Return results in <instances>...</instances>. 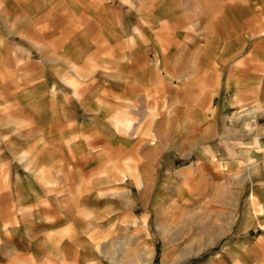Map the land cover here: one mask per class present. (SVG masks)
Segmentation results:
<instances>
[{
    "label": "crops",
    "instance_id": "1",
    "mask_svg": "<svg viewBox=\"0 0 264 264\" xmlns=\"http://www.w3.org/2000/svg\"><path fill=\"white\" fill-rule=\"evenodd\" d=\"M218 5L0 0V264L118 263L111 241L134 211L120 171L158 160L142 135L154 103L160 151H182L185 120L215 137L250 121L264 138V0ZM206 7L204 48L179 49L187 33L168 21L199 29ZM245 221L264 242V189Z\"/></svg>",
    "mask_w": 264,
    "mask_h": 264
},
{
    "label": "rangeland",
    "instance_id": "2",
    "mask_svg": "<svg viewBox=\"0 0 264 264\" xmlns=\"http://www.w3.org/2000/svg\"><path fill=\"white\" fill-rule=\"evenodd\" d=\"M209 1L218 5L225 0ZM222 10L214 9L216 14ZM200 12L205 18L199 29L178 25L176 18L168 21L169 28L182 27L187 33L179 49L202 50L207 43L211 25L206 19L212 9ZM216 40L221 42L220 37ZM165 108V102L149 107L142 134L158 160L150 163L149 170L135 166L120 171L121 180L132 184L134 211L120 218V231L111 241L115 264H258L253 255L258 252L252 251L255 247L261 251L263 264V232L257 225L247 228L245 220L250 195L264 189V163H256L249 151L256 150V139L264 138L251 136L257 127L250 121L235 124L234 136L215 137L202 126L193 131L192 122L185 120L182 151L176 152L172 144L160 151L159 138L153 133Z\"/></svg>",
    "mask_w": 264,
    "mask_h": 264
},
{
    "label": "bare ground",
    "instance_id": "3",
    "mask_svg": "<svg viewBox=\"0 0 264 264\" xmlns=\"http://www.w3.org/2000/svg\"><path fill=\"white\" fill-rule=\"evenodd\" d=\"M250 202H252V204H253V206H255V199L254 198H251L250 199ZM254 216H256V212H255V210H253V211H251L250 212V217H254ZM260 218V217H259ZM253 225V224H252ZM247 228H248V226H247Z\"/></svg>",
    "mask_w": 264,
    "mask_h": 264
}]
</instances>
